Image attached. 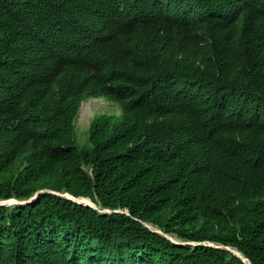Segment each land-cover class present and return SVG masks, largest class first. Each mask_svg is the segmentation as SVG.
Here are the masks:
<instances>
[{
  "label": "trees",
  "instance_id": "trees-1",
  "mask_svg": "<svg viewBox=\"0 0 264 264\" xmlns=\"http://www.w3.org/2000/svg\"><path fill=\"white\" fill-rule=\"evenodd\" d=\"M256 2L0 0V200L50 188L130 213L50 196L26 210L0 207V264H33L26 255L50 264L52 253L78 262L92 241L99 264H119L132 249L152 264H246L206 245L161 248L141 224L169 230L174 221L192 242L234 247L264 264V20L252 12ZM178 13L200 37L175 23ZM91 97L135 122L111 128V118L97 117L79 148L74 123ZM28 104L44 109L50 143L13 168ZM60 229L73 230L62 245Z\"/></svg>",
  "mask_w": 264,
  "mask_h": 264
},
{
  "label": "clouds",
  "instance_id": "clouds-1",
  "mask_svg": "<svg viewBox=\"0 0 264 264\" xmlns=\"http://www.w3.org/2000/svg\"><path fill=\"white\" fill-rule=\"evenodd\" d=\"M252 12L254 13V15H256L260 19L264 20V0H257L256 4L252 8ZM148 15H149V13H148ZM13 16L16 17L15 15H13ZM177 22L185 24L188 27V30H193V32L197 36L200 37L197 29L194 26H192V24L190 23L188 18H186L185 15L178 13L175 23H177ZM143 34H144V32H143ZM33 35L35 38V35H36L35 25L33 28ZM100 99H105L106 104H111V105H115V106L119 107L118 112H115V113L109 114V115L113 116V115L121 114V117L125 118L122 115V110H121L120 106L109 101V100H107L104 97H91L90 99L86 100L85 102L82 103V105H81V107L77 113L76 120L74 123L75 127H76V133H77L79 148H81V147L83 148L84 146L88 145L89 133H90L92 125H93V123L97 117L105 116L108 118H112V117H109L107 113L95 114L94 118L91 121L89 130H88L87 135H86L87 139L85 142L81 143L79 136H78V131H77V122L80 123V121L78 120V117H79V115H83L84 117L88 118L90 116V113H89L90 105L89 104H91L88 102H90L91 100H100ZM100 103L101 102L95 103L97 105L96 110L98 108H100ZM84 105H85V107H84ZM27 106H28V108H27L28 118H27L26 122L23 124L21 131H20V134H19L16 141H18V139H21V138H22V140H20L19 144H17V143L15 144V149H14L15 151L12 152L10 155V162H11V165L13 168H17L23 162H24L23 164H25L24 160L27 157L31 156V154L34 152L35 149H40V147L38 146L39 143L41 145L44 142V140H48L49 137H51V136H48V133L51 131V124L49 122L47 115L44 112V109L41 108L37 112V111L33 110L32 108H29V104ZM88 106H89V109L87 111V114H84L83 111ZM83 107H84V109L82 110ZM134 122H135V114L129 113L126 116V119L123 121V123H121L120 126L118 124H115L114 126L117 125L119 128H121V127H123L124 124L126 126H131ZM31 123H32V125L40 124V126L39 127L36 126L34 128L30 127ZM114 126L111 124V119H110L109 127L113 128ZM30 128H32L33 134L31 135V137L27 138L26 144H25V149H23L21 151V149L23 148V144L25 143L24 137H25V135H27L26 133L30 130ZM46 143H50L49 140ZM42 145H44V144H42ZM30 150H32V151L30 153H28ZM44 196H50V200L53 198H60V199L66 200V201L74 202L78 205L88 206V207L96 210L97 213H100V214H114L115 213V214H125V215L130 216V213L128 210L104 209L100 205L95 204L92 201V199H90V198H84V197L76 198L73 195L66 192L65 190H53L50 188H38V189L34 190L27 197H14L11 199L0 200V207L13 209L15 207L20 206L24 210H26L28 206L34 205L38 200H40V198H42ZM86 200L90 201V203H86ZM15 201L19 202V204H16L14 206L13 205L7 206V204H11ZM22 201H28V202L22 203ZM175 223H176L175 221H174V223H172V225H174V226H172V228L170 227L169 230H165L163 228L161 229L157 226H154L153 224L146 223V222H142L141 224L143 225L144 228L149 230L152 234L159 237V245L161 248L166 247L168 245L173 246L175 248H185L187 246L206 245V246H210V247H213L216 249H224V250L230 252L231 254H233L234 256L243 260L246 264H251V261L248 258H246L237 248L230 247V246H224V245L222 246V245L211 243V242L195 243V242H192V241L182 237L180 235L181 234L180 230H181L182 226H178V224H175ZM177 227H178V230H176ZM72 233H73L72 229H65L62 231L60 229L57 232V234L55 235L58 245H62L68 239H70L71 236L73 235ZM168 236L173 237V239H170ZM99 248H100V245H97L96 242H94V241L90 242V244L88 246V250L85 251L84 253H82V255H80V259L78 262H74V261L70 260L63 253H52L54 256V261L50 264H92V263L99 264L100 263L99 259L92 257V256L98 254ZM233 250H237V254ZM122 256H123V259L119 264H152L151 260H149V258H147L148 257L147 254L140 251V250L132 249L126 255H122ZM26 257L31 261V263H33V264L38 263V259H37L36 255H26ZM143 260H145V261H143ZM140 261H143V262L140 263Z\"/></svg>",
  "mask_w": 264,
  "mask_h": 264
},
{
  "label": "rangeland",
  "instance_id": "rangeland-1",
  "mask_svg": "<svg viewBox=\"0 0 264 264\" xmlns=\"http://www.w3.org/2000/svg\"><path fill=\"white\" fill-rule=\"evenodd\" d=\"M92 101V102H91ZM90 102L88 103H91L89 104L90 105V109H89V113H90V116L88 118L84 117L83 115H79L78 117V120L80 121L77 122V131H78V136H79V139L81 141V143L85 142L86 139H87V132L89 130V127H90V124H91V121L92 119L94 118L95 114H105L107 113L109 117H112L111 118V124L114 126L115 124H118L119 126L121 125V123H123V121L126 119V118H122L121 117V114H117V115H109V114H113L115 112H118L119 111V107L115 106V105H111V104H106L105 102V99H100V100H91ZM97 102H101L100 103V108H97V105L95 103ZM108 103V102H107ZM85 107V105H84ZM84 107L82 108V110L84 109ZM36 126H40V124H36V125H30V127H36ZM27 135H25V143L23 144V148L21 149V151L23 149H25V144H26V140L28 137H31V135L33 134L32 133V128H30V130L26 133ZM82 148V147H81ZM80 152V150H79ZM25 202H28V201H22V203H25ZM16 204H19V202H13L11 204H7V206L9 205H16ZM176 230H178V227L176 228Z\"/></svg>",
  "mask_w": 264,
  "mask_h": 264
},
{
  "label": "bare ground",
  "instance_id": "bare-ground-1",
  "mask_svg": "<svg viewBox=\"0 0 264 264\" xmlns=\"http://www.w3.org/2000/svg\"><path fill=\"white\" fill-rule=\"evenodd\" d=\"M21 2V1H20ZM22 4V3H21ZM16 12H18V11H16ZM20 16V15H19ZM18 16V17H19ZM20 19V18H19ZM19 37V36H18ZM24 38V37H23ZM36 107H38V106H36ZM88 109H89V106L88 107H86L85 109H84V111H83V113L84 114H87V111H88ZM29 148V147H28ZM86 203H90V201H87L86 200ZM174 230V229H173ZM170 239H173V237H171V236H168ZM236 254H237V250H233ZM147 258H149V257H147ZM143 261H145V260H143ZM143 261H140V263H142Z\"/></svg>",
  "mask_w": 264,
  "mask_h": 264
}]
</instances>
